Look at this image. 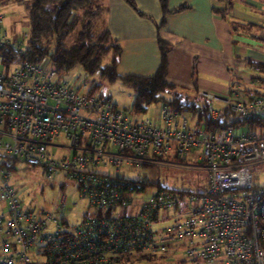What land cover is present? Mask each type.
I'll return each instance as SVG.
<instances>
[{
    "label": "built area",
    "instance_id": "built-area-1",
    "mask_svg": "<svg viewBox=\"0 0 264 264\" xmlns=\"http://www.w3.org/2000/svg\"><path fill=\"white\" fill-rule=\"evenodd\" d=\"M3 20L0 11V155L40 166L49 180L63 171L98 213L68 222L55 212L67 203L65 194L50 210L24 206L9 184L11 168L0 166L1 264H120L153 249H182L175 264H264L258 240L264 182L251 170L264 167L258 63L221 92L196 89L207 102L203 119L163 100L151 116L135 117L97 94L88 75L69 80L49 58L28 59L30 32L14 35ZM185 157L207 171L205 191L159 185L134 203L140 191L120 173L122 165L175 166ZM108 165L112 173L99 170ZM167 209L179 220L155 228Z\"/></svg>",
    "mask_w": 264,
    "mask_h": 264
},
{
    "label": "crops",
    "instance_id": "crops-1",
    "mask_svg": "<svg viewBox=\"0 0 264 264\" xmlns=\"http://www.w3.org/2000/svg\"><path fill=\"white\" fill-rule=\"evenodd\" d=\"M133 1L138 11L126 0H99L105 10L98 21L103 20L102 28L108 27L121 47L117 64L121 74L150 75L156 70L160 62L158 33L172 43L166 79L175 84H189L195 91L201 88L221 92L231 79L240 80L249 74L244 68L251 69L252 63L264 61L253 57L254 51L236 60L232 55L233 33L256 38V32L252 34L251 29L264 28L263 23L253 20H236V16H232L234 5L263 7L262 1L168 0L169 8L180 4H186V7L168 12L162 24L163 11L159 0ZM225 6H230L226 12ZM250 22L255 23L254 26L246 25ZM233 25L237 28L233 29ZM196 68L212 75L197 74ZM3 209L5 206L0 203V210Z\"/></svg>",
    "mask_w": 264,
    "mask_h": 264
},
{
    "label": "rangeland",
    "instance_id": "rangeland-1",
    "mask_svg": "<svg viewBox=\"0 0 264 264\" xmlns=\"http://www.w3.org/2000/svg\"><path fill=\"white\" fill-rule=\"evenodd\" d=\"M263 2L264 0H259ZM31 0H0V11L3 13V25L10 30L12 34L21 37L25 32L29 31L28 24V6ZM263 7H243L236 3L232 10L234 17L238 21L253 20L256 23H263L264 25V9ZM243 19V20H242ZM103 20L97 21L94 27V33L98 34L102 29ZM250 31V30H249ZM246 31L248 34L250 33ZM252 34L256 32V38L233 33L235 38L232 44V55L234 60L244 57L250 54L251 51L255 52L253 57L259 60H264V28L251 29ZM78 28L74 29L65 39V45L70 46L76 41V35ZM251 34V33H250ZM108 58H105V62ZM197 64V63H195ZM197 69V68H196ZM245 72H251L249 67L243 69ZM197 74L203 76L212 75L211 73L203 72L197 69ZM80 66H75L65 73V76L69 80H75L80 76H85ZM91 82H98L99 87L97 94L108 95L111 100L117 104L119 108H122L129 114L135 117H149L153 114L158 106L157 102L150 103L144 111H136L132 108V102L134 97L133 88L122 82L121 80L108 81L105 78H101L98 74L88 75ZM217 79L219 78L216 75ZM220 79V78H219ZM177 87L190 95L195 94V89L189 84L177 83ZM217 93V92H216ZM165 96H169L165 93ZM222 106L219 102L214 103V107L219 109ZM194 153V150L191 151ZM2 156L0 155V161ZM179 165L175 166H153L150 168H142L140 166H128L122 165L120 167V173L131 180L146 181L147 185L144 190H140L139 193L134 194V203L140 204L142 201L149 199L152 193L155 192L159 185L167 186L168 188L182 190V191H205L209 184L207 178V171L198 167H191L189 165L199 164L194 162L193 158L185 157L178 160ZM99 170L105 173H112L114 167L112 165L100 166ZM146 170V176L144 171ZM254 177L260 182H264V167H251ZM3 171H0V181L3 180ZM9 184L13 187L16 196L21 201L22 205L30 207L34 210L46 209L50 210L53 207V203L58 198L65 194L67 197V203L61 208L56 210L58 216L63 215L68 222L74 223L87 212H95L94 207L89 206L86 199L80 197L75 182L67 178L63 171H59L54 175L52 180L46 178L45 173L40 166L27 164L24 161L18 160L15 165V169L10 170ZM61 184V185H60ZM138 184H141L138 182ZM135 205L132 203L128 208V212L135 209ZM99 211H102L99 210ZM167 214L166 217L160 218L154 222V227H162L171 225L175 221L179 220L174 215L172 209L161 210L160 216ZM168 246H173L168 245ZM183 250L177 252L168 249L166 252H161L157 249L151 251H144V253L133 254L130 256V261L126 264H175L183 257Z\"/></svg>",
    "mask_w": 264,
    "mask_h": 264
},
{
    "label": "trees",
    "instance_id": "trees-1",
    "mask_svg": "<svg viewBox=\"0 0 264 264\" xmlns=\"http://www.w3.org/2000/svg\"><path fill=\"white\" fill-rule=\"evenodd\" d=\"M126 1L138 11L133 0ZM159 3L163 11L161 24L168 12L186 7V4H180L169 8L168 0H159ZM229 8L230 6H225V12ZM27 9L30 37L24 55L28 59L39 61L47 57L64 74L71 68L80 66L86 75L98 74L111 82L121 80L133 88L132 108L136 111H144L150 103L163 100L198 119L207 117V102L204 99L180 90L177 84L166 79L172 43L160 37L159 33L157 39L160 62L156 70L150 75L121 74L117 70L121 56L120 45L106 26L98 34L94 33V27L105 10L99 0H31ZM252 24L254 26L255 23H246ZM76 28V41L66 46V37ZM236 28L237 25H233V29ZM105 58H108L106 62ZM257 63L264 71V61ZM98 87L99 83L96 82L94 88ZM165 93L169 96H165ZM17 161L11 156H5L0 166L15 169ZM146 183L129 179V185L137 191L144 190ZM258 220V240L264 248V210L259 213ZM126 263L127 260L123 258L120 264Z\"/></svg>",
    "mask_w": 264,
    "mask_h": 264
}]
</instances>
